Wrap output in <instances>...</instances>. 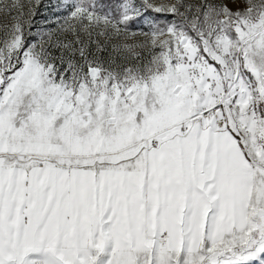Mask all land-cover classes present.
Listing matches in <instances>:
<instances>
[{
  "label": "snow or ice",
  "instance_id": "snow-or-ice-1",
  "mask_svg": "<svg viewBox=\"0 0 264 264\" xmlns=\"http://www.w3.org/2000/svg\"><path fill=\"white\" fill-rule=\"evenodd\" d=\"M0 264H264V0H0Z\"/></svg>",
  "mask_w": 264,
  "mask_h": 264
}]
</instances>
